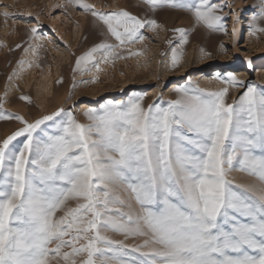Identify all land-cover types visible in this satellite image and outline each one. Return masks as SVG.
<instances>
[{
	"label": "snow or ice",
	"instance_id": "1",
	"mask_svg": "<svg viewBox=\"0 0 264 264\" xmlns=\"http://www.w3.org/2000/svg\"><path fill=\"white\" fill-rule=\"evenodd\" d=\"M143 2L153 12H190L212 33L227 34L230 15L233 37L242 20L235 10L224 11L232 9L230 0ZM69 6L90 15L105 37L73 54V79L93 72L81 83H96L102 65L143 55L128 46L146 39L142 29L160 27L154 18L103 11L88 0L51 5L66 13ZM10 7L0 11L5 25L24 16ZM256 8L253 36L264 33V0ZM26 15L37 23L28 29L32 42L15 45L31 55L19 61L22 70L40 67L44 39L39 14ZM172 31L176 68L189 31ZM211 78L224 86L201 88L189 80L174 87V99L147 105L146 93L133 91L87 107L84 121L64 107L30 121L5 113L0 100V120L22 125L0 140V264H264V88L231 71ZM238 87L245 91L229 102L230 88ZM20 99L31 103L27 95ZM236 171L252 182L230 178Z\"/></svg>",
	"mask_w": 264,
	"mask_h": 264
},
{
	"label": "rangeland",
	"instance_id": "2",
	"mask_svg": "<svg viewBox=\"0 0 264 264\" xmlns=\"http://www.w3.org/2000/svg\"><path fill=\"white\" fill-rule=\"evenodd\" d=\"M88 2L103 11L125 9L140 18H154L160 27L142 29L146 39L128 46L132 50H142L143 55L118 60L114 67L102 65L105 71L99 74L96 83H81L82 80L90 81L93 72L76 73L73 79L75 56L105 39L92 17L71 6L67 13L63 8L51 7L64 4L66 0H0V11L3 6L10 5L9 11L24 14L19 23L13 24L9 20L7 25L0 16V42L3 45L0 46V100L5 113L22 115L31 121L64 107L84 121L82 112L87 107H96L108 100L126 99L133 91L146 93L147 105L174 99L173 87L186 85L189 80L201 88L218 89L224 85L211 78L217 70L231 71L245 84L251 82L264 88V33L248 36L249 22L260 0H230L232 9L225 8L224 11L235 10L242 17L241 23L235 25V37L230 15L226 17L227 34L212 33L197 25L190 12L180 8L164 7L153 12L143 0ZM27 12L39 14L42 27L38 32L44 39L40 41L43 47L38 53L40 67L25 66L22 70L19 61L31 59V55L15 45L31 43L28 29L37 23L34 17L26 15ZM244 14L250 19L243 18ZM180 27L189 31V43L184 46L179 67L173 68L168 41L178 40V34L172 29ZM245 57L252 59L253 68H248ZM61 79L62 83H57ZM243 91V87L230 88L229 102ZM23 95L29 96L31 103L21 100ZM21 126L16 120H0V140ZM230 178L240 183H249L253 179L239 171L231 173ZM107 234L113 239H123L115 233ZM126 242L136 244L140 241L129 239Z\"/></svg>",
	"mask_w": 264,
	"mask_h": 264
},
{
	"label": "bare ground",
	"instance_id": "3",
	"mask_svg": "<svg viewBox=\"0 0 264 264\" xmlns=\"http://www.w3.org/2000/svg\"><path fill=\"white\" fill-rule=\"evenodd\" d=\"M243 18H245L246 20H249V19H250V16L248 17L247 14H244ZM247 26H248V25H247ZM248 33H249V34H248L249 37H253V35L250 34V30H248ZM263 49H264V47H263ZM259 51H261V50H259ZM262 70H263V69H262ZM214 72L216 73V72H221V71H220V70H217V71H214ZM173 88H174V87H173Z\"/></svg>",
	"mask_w": 264,
	"mask_h": 264
}]
</instances>
